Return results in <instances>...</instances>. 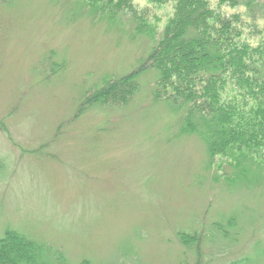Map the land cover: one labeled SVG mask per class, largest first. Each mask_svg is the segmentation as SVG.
I'll use <instances>...</instances> for the list:
<instances>
[{
    "label": "rangeland",
    "instance_id": "rangeland-1",
    "mask_svg": "<svg viewBox=\"0 0 264 264\" xmlns=\"http://www.w3.org/2000/svg\"><path fill=\"white\" fill-rule=\"evenodd\" d=\"M77 1L0 0V238L15 230L68 264H264V183L226 184V158L207 168L183 113L155 101L156 71L127 105L83 112L150 45L130 18L113 28ZM132 1L160 36L173 3Z\"/></svg>",
    "mask_w": 264,
    "mask_h": 264
},
{
    "label": "trees",
    "instance_id": "trees-1",
    "mask_svg": "<svg viewBox=\"0 0 264 264\" xmlns=\"http://www.w3.org/2000/svg\"><path fill=\"white\" fill-rule=\"evenodd\" d=\"M148 1L173 3L174 14L160 36L132 0L77 1L80 13L88 12L113 28L126 25L122 17L130 18L136 26L132 37H146L150 45L140 69L121 78H104L100 89L87 92L83 112L127 105L140 89V76L154 70L155 101L164 99L183 113L180 133L200 137L208 151L207 168L214 169L217 158H226L235 171L225 175L226 184L264 183V0ZM59 68L54 64L52 74ZM217 226L214 231L226 233ZM198 238L179 235L184 247ZM53 256L59 259L55 263L68 264L62 253L15 230L0 238V264H52Z\"/></svg>",
    "mask_w": 264,
    "mask_h": 264
}]
</instances>
